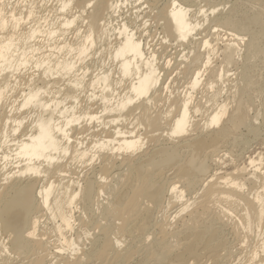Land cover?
Returning a JSON list of instances; mask_svg holds the SVG:
<instances>
[{
	"label": "bare ground",
	"instance_id": "6f19581e",
	"mask_svg": "<svg viewBox=\"0 0 264 264\" xmlns=\"http://www.w3.org/2000/svg\"><path fill=\"white\" fill-rule=\"evenodd\" d=\"M258 140L264 0H0V264H264Z\"/></svg>",
	"mask_w": 264,
	"mask_h": 264
},
{
	"label": "rangeland",
	"instance_id": "374dc122",
	"mask_svg": "<svg viewBox=\"0 0 264 264\" xmlns=\"http://www.w3.org/2000/svg\"><path fill=\"white\" fill-rule=\"evenodd\" d=\"M263 148H264V144H263L262 140L261 141L258 140L256 142H253L252 146H251V149H250V152H249V154H247V156H249L250 154L256 155L258 152H260V150L262 151Z\"/></svg>",
	"mask_w": 264,
	"mask_h": 264
}]
</instances>
